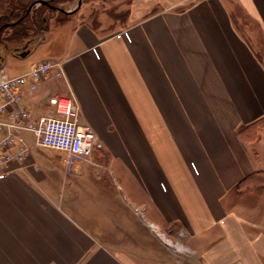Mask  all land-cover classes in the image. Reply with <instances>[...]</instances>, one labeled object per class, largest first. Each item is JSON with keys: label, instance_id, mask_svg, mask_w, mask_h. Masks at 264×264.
Returning <instances> with one entry per match:
<instances>
[{"label": "crops", "instance_id": "obj_1", "mask_svg": "<svg viewBox=\"0 0 264 264\" xmlns=\"http://www.w3.org/2000/svg\"><path fill=\"white\" fill-rule=\"evenodd\" d=\"M126 15L7 53L24 65L9 75L61 60L21 87L29 118L72 96L102 147L65 173L64 152L20 132L28 153L0 165V264H264V191L236 192L264 172V138L240 131L264 117V0H133ZM138 212L186 257L149 255Z\"/></svg>", "mask_w": 264, "mask_h": 264}, {"label": "built area", "instance_id": "obj_2", "mask_svg": "<svg viewBox=\"0 0 264 264\" xmlns=\"http://www.w3.org/2000/svg\"><path fill=\"white\" fill-rule=\"evenodd\" d=\"M48 74L63 75L62 62L45 59L15 75L7 74L0 67V165L28 153L24 139L19 135L22 131L32 132L35 145L64 152L68 164L76 160L87 161L95 149L102 147L93 128L79 123V106L72 96H50L48 102L53 110L37 119L29 118L22 103L21 87L29 81V88L34 89L36 81ZM13 147L16 151H9Z\"/></svg>", "mask_w": 264, "mask_h": 264}, {"label": "rangeland", "instance_id": "obj_3", "mask_svg": "<svg viewBox=\"0 0 264 264\" xmlns=\"http://www.w3.org/2000/svg\"><path fill=\"white\" fill-rule=\"evenodd\" d=\"M27 1V0H24ZM133 0H81L80 8L69 15H61L60 13L53 12L51 10L42 8L44 15L48 19V26L47 31H53L50 34L51 37L57 39L58 41H61V38L65 37L67 35V30L70 31L69 28L71 26H78L79 23L82 21V19L85 21L86 24L90 25L91 27H102L104 28L106 33H112L118 29H120L125 21L127 11L129 9V6L131 5ZM136 2V0H134ZM9 0H2L0 3V12H3L4 10L11 9L13 5H11V1ZM56 3L60 6H62L66 10H70L77 5V0H56ZM12 6V7H11ZM27 20H25L26 22ZM69 22H72L71 25H67ZM65 23V24H64ZM73 24V25H72ZM53 28V29H52ZM49 34L47 37H49ZM54 39V41H55ZM56 40V41H57ZM6 50H0V54L4 56V64H3V70L6 73L9 72H21L23 68V64L19 62L16 58L9 56L6 52ZM40 50L33 51L28 56V58L24 61L26 64L30 60L33 59L34 56H38L40 54ZM53 59V58H48ZM57 60V59H53ZM61 61V60H60ZM62 62V61H61ZM63 63V62H62ZM54 76L52 74L41 76L36 81V86L34 89H31V91H35L39 82H41L43 79ZM56 77V76H54ZM25 106V104H24ZM25 108H27L25 106ZM249 135L247 138L252 139V142L257 140L258 138H264V120L256 126L251 127V129L248 130ZM259 132V133H258ZM33 145H35L33 140ZM65 173H69L72 169V166L81 161L76 160L73 163L68 164L67 158L65 155ZM136 217L138 220H140V228H142V234L145 235L144 241L148 242L150 244V250L149 255H151L153 252L155 253V248H157L161 254L166 256H171L175 259L182 260L184 257H186L182 252L183 243L178 236L170 235L165 231L158 230L157 228H152L148 224H146L144 218H141V213H136ZM137 226H139V223H137ZM138 234V233H137ZM132 236H129V239H132ZM152 244V245H151ZM154 250H152V248ZM145 255V254H144ZM168 258V257H167ZM183 264V261L181 262Z\"/></svg>", "mask_w": 264, "mask_h": 264}, {"label": "trees", "instance_id": "obj_4", "mask_svg": "<svg viewBox=\"0 0 264 264\" xmlns=\"http://www.w3.org/2000/svg\"><path fill=\"white\" fill-rule=\"evenodd\" d=\"M2 0H0L1 3ZM11 1V2H10ZM34 0H9L13 7L3 12H0V47L6 50V53H11L13 55H19L20 52L25 50H30L32 46L38 43V33L45 30L48 26V19L44 15L42 8L51 10L53 12L60 13L61 15H69L71 13L58 11L50 8L48 5L40 4L31 7L27 11L29 5ZM51 5L64 9L62 6L56 3V0H48ZM8 2V3H9ZM25 20H27L25 22ZM263 118L257 119L252 124L247 125L242 128L241 137L248 141L249 135L248 130L251 127L256 126V124L262 122ZM264 191V172H255L246 178L243 182H240L236 187V192L240 195L247 192H253L256 194H261Z\"/></svg>", "mask_w": 264, "mask_h": 264}, {"label": "water", "instance_id": "obj_5", "mask_svg": "<svg viewBox=\"0 0 264 264\" xmlns=\"http://www.w3.org/2000/svg\"><path fill=\"white\" fill-rule=\"evenodd\" d=\"M40 4L48 5L50 8H53V9L58 10V11H63V12H67V13H72V12L76 11V10L79 8V6H80V4H81V0H78V1H77V5H76V7L72 8V9H70V10H63V9H61V8H57V7L53 6V5H51L50 2H49L48 0H34V1L31 2V4L29 5L27 11H29V10L31 9V7H33V6H35V5H40ZM0 48H1V47H0ZM0 50H1V49H0ZM2 50H3V49H2ZM28 51H29V50H25V51H23V52H20L19 55H20L21 57H24V56L27 55ZM0 56H2V55L0 54ZM2 59H4V56H2Z\"/></svg>", "mask_w": 264, "mask_h": 264}, {"label": "bare ground", "instance_id": "obj_6", "mask_svg": "<svg viewBox=\"0 0 264 264\" xmlns=\"http://www.w3.org/2000/svg\"><path fill=\"white\" fill-rule=\"evenodd\" d=\"M79 8H80V7H79ZM79 8H78V9H79ZM78 9H77V10H78ZM77 10H76V11H77ZM76 11H75V12H76Z\"/></svg>", "mask_w": 264, "mask_h": 264}]
</instances>
